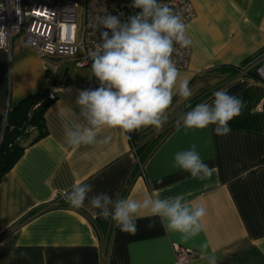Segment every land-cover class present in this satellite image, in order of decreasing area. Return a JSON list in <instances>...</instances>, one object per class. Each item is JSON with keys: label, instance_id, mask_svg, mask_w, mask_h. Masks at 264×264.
<instances>
[{"label": "crops", "instance_id": "obj_1", "mask_svg": "<svg viewBox=\"0 0 264 264\" xmlns=\"http://www.w3.org/2000/svg\"><path fill=\"white\" fill-rule=\"evenodd\" d=\"M104 1L131 5V0ZM188 1L195 13L185 24L192 44L187 68L179 71L192 96H173L162 129L149 126L127 134L103 130L101 135L112 137L104 146L66 142L67 131L87 126L76 95L87 89L91 70L76 66L77 55L39 57L17 37L10 51L0 49L4 117L27 95H54L43 113L44 134L36 138L35 128L27 132L19 141L21 155L0 179V264H174V244L198 252L189 264H208L199 252L205 241L218 264H264V111L257 110L264 101V83L251 77L264 57V0ZM211 72L219 73L218 83L217 77L213 83L202 81ZM218 90L245 103L229 121V134L216 135L215 125L186 129L178 123L182 113L211 104ZM193 143L215 169L210 179H194L174 167V154ZM81 182L92 184L94 193L119 192L137 201L150 194H183L205 207L203 231L185 242L179 234L167 233L158 217L137 220L135 235L111 220L98 226L101 218L65 200L71 186ZM140 214L146 217L147 211Z\"/></svg>", "mask_w": 264, "mask_h": 264}, {"label": "clouds", "instance_id": "obj_2", "mask_svg": "<svg viewBox=\"0 0 264 264\" xmlns=\"http://www.w3.org/2000/svg\"><path fill=\"white\" fill-rule=\"evenodd\" d=\"M130 7L139 11L126 21L107 14L89 22V27L100 31V42L90 54L91 76L98 80L99 87L77 92L76 104L87 126L66 132L70 146L107 145L112 137L101 135L105 129H118L124 134L149 126L162 129L173 96L178 94L186 100L192 96L189 81L181 79L173 60L177 51L174 45L187 48L192 44L181 15L158 0H131ZM15 10L20 15L18 5ZM3 36L0 28V38ZM213 96L211 104H198L182 113L178 123L182 121L186 129L215 125L216 135L229 134V121L241 114L245 103L227 90L215 91ZM173 159L174 167L190 173L194 179H210L215 171L204 162L194 143L176 152ZM93 187L87 182L74 183L65 193L66 202L73 208H86L93 216L111 220L122 232L135 235L137 220L147 217H158L167 233H177L185 242L194 240L203 231L205 207L186 200L183 194L167 198H153L150 194L137 201L121 197L119 192L94 193ZM145 210L147 215L142 217L140 213ZM153 226L152 221L147 225ZM199 252L208 264H218L219 257L209 251L206 241L199 245Z\"/></svg>", "mask_w": 264, "mask_h": 264}, {"label": "built area", "instance_id": "obj_3", "mask_svg": "<svg viewBox=\"0 0 264 264\" xmlns=\"http://www.w3.org/2000/svg\"><path fill=\"white\" fill-rule=\"evenodd\" d=\"M159 3L181 15L184 24L195 14L188 0H161ZM0 5L3 6L0 8V28L4 31V36L0 38V49L10 51L12 40L17 37L24 48L34 50L39 57L77 55L76 66L90 70V54L100 42V31L89 27L90 20L112 14L126 21L129 15L135 14L121 6H110L104 0H0ZM16 5L21 9L20 15L15 10ZM174 47L177 51L173 53V60L177 68L186 69L189 47ZM251 77L264 83V57L255 63ZM85 86L95 89L99 87V82L91 76L85 81ZM46 97L52 100L54 95L50 91ZM257 110L264 111V101L257 106ZM173 251L174 264H189L198 256L195 249L177 244L173 245Z\"/></svg>", "mask_w": 264, "mask_h": 264}, {"label": "trees", "instance_id": "obj_4", "mask_svg": "<svg viewBox=\"0 0 264 264\" xmlns=\"http://www.w3.org/2000/svg\"><path fill=\"white\" fill-rule=\"evenodd\" d=\"M161 0H158V2ZM130 13L138 11L132 7H125ZM46 91L30 94L20 100V102L7 112L5 117L0 113V179L11 168L14 162L19 158L23 147L19 141L27 135L31 128H35L40 137L45 132L43 113L50 103L46 97ZM143 157H139V163H142ZM103 219H96L100 226Z\"/></svg>", "mask_w": 264, "mask_h": 264}, {"label": "rangeland", "instance_id": "obj_5", "mask_svg": "<svg viewBox=\"0 0 264 264\" xmlns=\"http://www.w3.org/2000/svg\"><path fill=\"white\" fill-rule=\"evenodd\" d=\"M111 5H114V4H111ZM50 56H55V55H50ZM218 74H219L218 72H211L208 75H205L204 79H202V81H210V83H213L215 81V78L217 77L218 78L217 83H218V81H220L219 80L220 78L218 77L219 76Z\"/></svg>", "mask_w": 264, "mask_h": 264}]
</instances>
